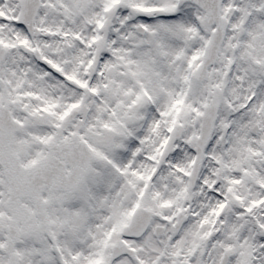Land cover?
<instances>
[{"label": "snow or ice", "instance_id": "6c2138e0", "mask_svg": "<svg viewBox=\"0 0 264 264\" xmlns=\"http://www.w3.org/2000/svg\"><path fill=\"white\" fill-rule=\"evenodd\" d=\"M0 264H264V0H0Z\"/></svg>", "mask_w": 264, "mask_h": 264}]
</instances>
